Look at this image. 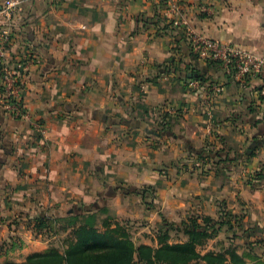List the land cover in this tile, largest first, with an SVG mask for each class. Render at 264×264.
Segmentation results:
<instances>
[{
    "label": "crops",
    "instance_id": "crops-1",
    "mask_svg": "<svg viewBox=\"0 0 264 264\" xmlns=\"http://www.w3.org/2000/svg\"><path fill=\"white\" fill-rule=\"evenodd\" d=\"M187 29L264 56V0L22 3L0 55V76L13 70L16 99L27 111L23 118L10 113L0 81V217L9 224L7 237L18 233L9 219L16 209L21 220L38 218L40 210L39 217H59L92 213V204L99 212L110 199L116 216L126 218L132 196L151 189L177 226L228 213L240 222L237 231L264 240V80L227 81L221 68H208L191 52ZM139 131L181 139L192 160L197 151H223L221 158L209 153L208 164L202 159V170L191 167L197 158L186 167H161V148ZM253 141L262 144L248 158L242 152ZM256 170L262 174L254 176ZM151 237L154 245L140 244L156 247ZM252 257L247 264H264V249Z\"/></svg>",
    "mask_w": 264,
    "mask_h": 264
},
{
    "label": "trees",
    "instance_id": "trees-1",
    "mask_svg": "<svg viewBox=\"0 0 264 264\" xmlns=\"http://www.w3.org/2000/svg\"><path fill=\"white\" fill-rule=\"evenodd\" d=\"M205 62L208 68L222 69L219 61ZM224 76L227 81L240 84L230 75L224 73ZM163 125L165 124L161 123L162 128L166 129ZM222 151L220 149L214 152L215 157H220L219 153ZM204 153L205 150L198 154L197 160H210L209 153ZM229 154L230 152L227 156ZM238 156V153H235L233 161H236ZM253 156L255 149H252L248 158ZM227 160L226 157L224 161ZM99 212L105 215L101 230L95 225L94 213H87L84 219L83 215L77 217L72 213L63 219L67 223L64 230L68 232L63 252L51 249L28 255L21 262L7 261L3 264H247L246 259L253 258V254L249 252L239 255L233 247L218 252L210 250L203 254L198 250L206 240L216 232H221L223 228L226 232H236V227L241 226L240 222L228 213H220L217 220L209 216L192 218L189 223L183 222L180 226L164 222L163 227L156 232L157 246L153 247L135 244L127 229L109 217L107 208H101ZM47 223L46 217L36 218L32 232L36 236L41 235L39 231L45 229ZM170 230H183L187 239L184 242L171 243Z\"/></svg>",
    "mask_w": 264,
    "mask_h": 264
},
{
    "label": "rangeland",
    "instance_id": "rangeland-1",
    "mask_svg": "<svg viewBox=\"0 0 264 264\" xmlns=\"http://www.w3.org/2000/svg\"><path fill=\"white\" fill-rule=\"evenodd\" d=\"M155 113V112H154ZM151 111V114H154ZM157 113V112H156ZM163 115V113H162ZM149 128L151 130H157L159 128L158 124H156L155 121H147ZM160 129V128H159ZM167 131H164L165 133ZM175 132H179L178 130H175ZM139 133L140 137L142 139L149 140L154 146L160 147L161 149H158L160 152L157 157L160 159L161 156H163L165 161L161 162V167H164L167 163H175V161H182L184 162V167L187 166V163H193L196 159L194 157V160L190 159L191 157V151L188 149L189 144L183 142L181 139H172L171 137H167L165 135L161 136V138L155 139L153 135L145 136L144 132H137ZM174 133V132H173ZM178 134V133H177ZM170 145V146H169ZM171 146L174 149H171ZM264 147V146H263ZM207 150V149H206ZM220 149H208L206 153H210L213 151H218ZM257 150V149H255ZM175 151H181V154H178L176 158H173L175 155ZM249 149L246 147L242 153H250L248 152ZM236 152H234L235 154ZM161 154V155H160ZM151 159H154L153 154H150ZM261 155V154H260ZM153 156V157H152ZM209 156V155H208ZM210 157V156H209ZM262 157H264V154H262ZM234 158V155H233ZM264 159V158H262ZM206 164L210 163V160L205 159ZM193 169L202 170L205 168L201 167H194L191 166ZM190 167V168H191ZM264 170V169H262ZM261 170V171H262ZM260 170H256L253 172L254 176H258L261 173ZM260 173V174H259ZM146 193H148V196L141 197L140 195H134L132 198L134 199L131 213L129 217L126 218H120L116 216L115 210L113 207V201L108 199L107 203L103 207H107L108 209V215L109 217L115 221L121 223L127 231L131 234L132 240L135 244L139 245L140 243L144 241H149L155 244V239L152 238V235H155L156 237V231L161 229L163 227V223H170L175 224V221L168 220L164 214L159 210L160 205L157 199H153L155 197L154 191L152 192L151 189L146 190ZM99 201V200H98ZM101 203V202H100ZM102 204V203H101ZM97 205L92 204V211L94 210L95 215V225L98 229L101 230V222L105 218V215L100 214L97 212ZM73 208V206L71 207ZM36 214L39 217V213H43V211H37ZM47 213V212H46ZM24 212L21 209H16L14 211V214L9 218L10 224L15 226L13 230H17L18 233L13 234L10 237H7L6 231L8 228L7 223L3 221L4 218L0 217V264H3L7 261H13V262H21L23 261L28 255H31L33 253H37V251L45 252L51 249H56L60 252H63L65 249V239L67 237V233L64 229L67 226V223L63 220L67 218L68 216H55L51 213H48L46 215L48 219L47 227L45 229L40 230L39 232L41 235L36 236L32 230L34 229V216L32 219L27 220H21L20 218H23ZM74 214V213H73ZM87 213L85 211L81 214H76L77 217H80L83 215V218L86 216ZM75 215V214H74ZM19 219V221L17 220ZM184 223H189L188 221H183ZM20 224H24L21 226ZM177 226V225H176ZM180 226V225H178ZM20 227V228H19ZM70 231V230H69ZM245 231L248 232L249 230H240L234 232V231H225V228L221 232H216L211 236L210 239L206 240L204 245L198 248L200 252L204 250H212L214 252L221 251L223 249H226L228 247H233L239 251V253H243V251L247 248H255L253 251V255L257 256L261 254V250L264 249V240L261 237H253V241L249 240L247 237V234H245ZM169 237L170 242H184L187 237L184 235L183 230H170L169 231ZM246 253V252H245ZM261 259V258H260ZM256 263H262L261 260L257 261Z\"/></svg>",
    "mask_w": 264,
    "mask_h": 264
},
{
    "label": "built area",
    "instance_id": "built-area-1",
    "mask_svg": "<svg viewBox=\"0 0 264 264\" xmlns=\"http://www.w3.org/2000/svg\"><path fill=\"white\" fill-rule=\"evenodd\" d=\"M25 0H3L0 7V55L6 51L12 42L11 24L17 11ZM175 3H170L172 11H176ZM175 25H180L178 21ZM188 45L193 54L200 60L219 61L225 74L230 75L234 81L244 82L247 79L264 80V56L256 55L250 51L235 47L230 44L221 43L217 40L206 38L185 30ZM19 69H25L22 63ZM1 86L4 93V106L11 114L17 117H27L26 109L16 99L17 79L13 70L5 68L1 71ZM218 91L219 89H215ZM264 95V89L261 90ZM204 165L203 160H198L196 167Z\"/></svg>",
    "mask_w": 264,
    "mask_h": 264
},
{
    "label": "water",
    "instance_id": "water-1",
    "mask_svg": "<svg viewBox=\"0 0 264 264\" xmlns=\"http://www.w3.org/2000/svg\"><path fill=\"white\" fill-rule=\"evenodd\" d=\"M189 77H192V74H189ZM257 144L260 145V144H262V142L261 141H258V143H256V141H253L248 152L250 153L252 151V149H254L257 146ZM201 152L202 151H197L196 153L200 154ZM77 211H80V209H78ZM72 212H73V209H70L68 211V213H72ZM74 212L76 213L75 210H74Z\"/></svg>",
    "mask_w": 264,
    "mask_h": 264
}]
</instances>
